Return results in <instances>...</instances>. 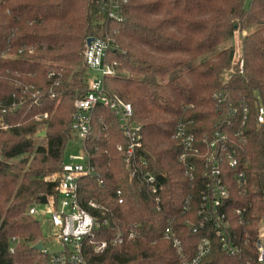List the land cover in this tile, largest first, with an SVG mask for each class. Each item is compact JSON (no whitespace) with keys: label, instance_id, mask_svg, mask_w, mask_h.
<instances>
[{"label":"trees","instance_id":"1","mask_svg":"<svg viewBox=\"0 0 264 264\" xmlns=\"http://www.w3.org/2000/svg\"><path fill=\"white\" fill-rule=\"evenodd\" d=\"M246 1L0 0V264H49V255L36 249L44 235L29 209L47 203L42 196L57 194L58 184L47 177L62 170L75 135V102L89 87L84 52L96 37L110 40L107 62L115 75L105 77V90L133 106V121L143 127L139 157L158 191L152 194L142 179L131 177L126 154L118 150L127 148L119 117L98 105L86 149L99 176L82 179L80 193L85 204L94 201L110 213L94 211L109 218L97 232L108 246L101 253L89 250V260L185 264L208 238L212 251L201 264H256L255 229L264 218V126L257 121L264 105V0ZM245 31L244 71L226 77L237 50L235 35ZM217 92L229 95L227 102L219 105ZM242 101L250 111L248 186L243 193L232 189V208L245 210L244 223L231 217L236 241L248 243L243 254L230 255L212 231L199 228L203 136L211 141L230 105ZM180 125L201 148L189 157L193 179L185 174L184 150L174 138ZM136 225L133 240L112 244L116 232ZM169 225L181 252L165 238Z\"/></svg>","mask_w":264,"mask_h":264},{"label":"built area","instance_id":"2","mask_svg":"<svg viewBox=\"0 0 264 264\" xmlns=\"http://www.w3.org/2000/svg\"><path fill=\"white\" fill-rule=\"evenodd\" d=\"M110 17L120 20L115 12H111ZM109 49V39L105 41L96 37L87 41L84 52L87 69L100 73L103 78L89 81L86 95L75 102L77 111L74 115L72 131L84 142V151L79 156H72L68 162L65 161L62 170L51 179L58 186L57 194L47 197L46 204L50 206L49 209L38 211L35 205L29 209V215L34 218L42 216V223L46 222L48 216L53 237L64 246V251L59 253L49 254L44 250L49 255V264H95L89 260L88 251L92 249L94 253H101L108 246L107 241L100 242L97 232L109 225V218L102 219L94 211H100L102 216L110 212L94 201L85 204L80 193L82 179L99 176L90 162L86 149V143L92 132L91 112L98 105L108 107L119 117L127 138V148L119 145L118 150L126 154L131 177L142 179L152 194L158 191L156 178L145 170L147 162L139 157V151L143 148V127L133 121V106L118 97L109 96L105 90V77L115 75L114 69L107 62ZM244 67L242 51L239 48L234 55L232 70L228 72V76H232L237 70L243 73ZM214 98L221 105L227 102L229 95L217 92ZM249 113V106L243 101L237 105L231 104L228 114L218 121L212 140L207 143V135L203 136V141L206 143V161L202 173L205 192L198 212L201 217L199 228L212 231L221 240L223 250L230 255L243 254L248 243V241H236L238 236L234 230L231 213L239 217L240 225L244 223L245 210L232 208V189L243 193L248 186V139L245 129ZM47 117L46 115L45 118ZM257 121L258 125L264 126V105L258 108ZM174 138L180 142L184 150L180 161L184 164L185 174L193 179L195 168L189 157L192 154H199L201 149L197 145L196 137L187 131L185 125H180ZM156 201L159 203L160 199L156 198ZM120 203H123V200H120ZM136 228L137 225L126 231L119 230L114 235L112 244L119 246L133 240L136 236ZM165 238L172 241L175 248L181 252L182 244L172 225L165 230ZM255 239L256 264H264V218L255 229ZM211 251V240L204 238L199 243L195 258L185 264H201Z\"/></svg>","mask_w":264,"mask_h":264},{"label":"rangeland","instance_id":"3","mask_svg":"<svg viewBox=\"0 0 264 264\" xmlns=\"http://www.w3.org/2000/svg\"><path fill=\"white\" fill-rule=\"evenodd\" d=\"M248 4H249V0L246 1V5ZM246 34L247 31L242 33L240 32L236 33L233 42H234V46H236L237 49H239L242 46V38ZM88 74H89V81L103 78L100 73L94 72L92 70H88ZM227 75L228 74L226 72L225 76L227 77ZM40 130H43L40 132V136L44 137L46 134L45 129H40ZM83 151H84V142L74 135L65 148L64 159L66 162H68L72 156H79ZM58 173L59 172H55L49 175L47 177V180L53 179ZM35 207L38 211H47L50 206L46 203H36ZM41 228L44 235V241H43L44 250L49 254L59 253L64 251V246L57 238H54L51 233L50 225L48 224V216L46 217V222L41 223Z\"/></svg>","mask_w":264,"mask_h":264},{"label":"water","instance_id":"4","mask_svg":"<svg viewBox=\"0 0 264 264\" xmlns=\"http://www.w3.org/2000/svg\"><path fill=\"white\" fill-rule=\"evenodd\" d=\"M91 41V40H90ZM41 201L42 202H47V196H42L41 197ZM37 222L38 223H42L43 222V218L42 216H39L37 218ZM36 249L39 250V251H44V246H43V243H39L37 246H36Z\"/></svg>","mask_w":264,"mask_h":264}]
</instances>
